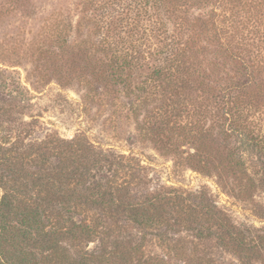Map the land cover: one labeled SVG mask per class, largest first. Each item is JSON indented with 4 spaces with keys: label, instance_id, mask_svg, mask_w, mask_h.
Here are the masks:
<instances>
[{
    "label": "trees",
    "instance_id": "16d2710c",
    "mask_svg": "<svg viewBox=\"0 0 264 264\" xmlns=\"http://www.w3.org/2000/svg\"><path fill=\"white\" fill-rule=\"evenodd\" d=\"M75 5L71 34L60 35L57 46L47 50L60 84L77 80L88 101L103 87L116 112L115 99L122 96L121 106L134 118L144 108L148 123H180L173 129L192 140L193 151L179 155L176 165L187 161L209 172L213 164L217 183L240 193L264 186V0H78ZM13 72L0 65V264H40L41 257L26 248L34 244L41 251L33 232L47 243L45 254L57 252L61 238L89 241L101 233L102 220L74 219L73 202L77 205L83 192L74 184L81 183L86 200L111 215L121 210L142 226H157L167 205L198 196V205L219 220V230L239 250L245 246L210 195L158 183L149 187L133 157L113 156L118 167L96 179L90 168L101 170L111 151L95 150L82 134L66 139L45 131L28 140L44 122L30 112L24 116L31 94ZM153 129L144 133H157ZM257 237L251 245L264 247V235ZM102 240L73 262L98 264ZM131 251H112L110 264Z\"/></svg>",
    "mask_w": 264,
    "mask_h": 264
},
{
    "label": "rangeland",
    "instance_id": "374dc122",
    "mask_svg": "<svg viewBox=\"0 0 264 264\" xmlns=\"http://www.w3.org/2000/svg\"><path fill=\"white\" fill-rule=\"evenodd\" d=\"M77 2L0 0V65L13 70L31 94L32 104L30 110L24 111V116L30 112L44 122H39L27 139L42 138L47 132L66 139L82 134L95 150L103 153L111 151L112 157L121 154L133 157L142 167L141 174L149 187L158 183L174 187L184 194L202 192L210 195L217 210L223 211L229 218L230 231L241 238L245 246L239 250L229 235L219 230V220L211 218L210 212L198 205V196L194 199L189 197L187 202H178L174 207L167 205L166 213L157 226H142L126 219L121 210L111 215L99 204L89 202L84 196L87 190L84 183L73 182L78 191H83L82 200L80 198L77 205L75 202L71 205L74 219L88 217L102 220V234L92 236L89 241L61 238L59 243L63 248L45 254L43 250L47 243L33 232L41 251L34 244H27L26 248L36 253L37 258L41 257L40 264H77L73 261L96 248L98 239H103L98 264H110L112 251L122 254L130 248L129 256L114 263L264 264V247L260 243L251 245L258 240V235H264V186L247 187L244 193H240L238 188L231 190L217 183L213 164L209 172L189 166L187 161L176 165L179 155L183 157L193 151L192 140L173 129L175 124L180 123H148L149 119H144V108L134 118V113L121 106L125 100L122 96L115 99L120 105L116 112L111 99L104 96L106 91L103 87L98 88L95 100L88 101L82 99V88L77 80L70 78V84H60L51 70L53 66L48 62L47 50L57 46L60 35L70 33V23L76 21ZM36 65L40 72L35 69ZM48 67V72H44V68ZM30 72L40 77L30 75ZM20 116L23 117L16 113V117ZM147 127H153L157 133H144ZM112 157L102 161L101 170L91 167L90 173L95 174L96 179L100 173H110V168L119 165L118 160ZM46 255L48 257L42 262Z\"/></svg>",
    "mask_w": 264,
    "mask_h": 264
}]
</instances>
